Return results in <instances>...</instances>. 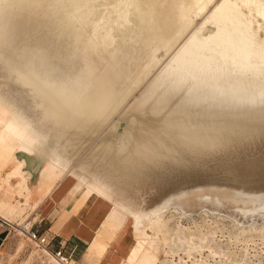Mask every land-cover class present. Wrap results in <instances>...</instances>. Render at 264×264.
I'll return each mask as SVG.
<instances>
[{"label": "rangeland", "instance_id": "obj_1", "mask_svg": "<svg viewBox=\"0 0 264 264\" xmlns=\"http://www.w3.org/2000/svg\"><path fill=\"white\" fill-rule=\"evenodd\" d=\"M229 1L242 13L238 19L220 22V27L226 24L233 35L222 32L218 40L225 42L221 47L209 43L214 51L207 54L219 58L223 68L244 67L246 63L239 61L238 55L236 61L233 56L224 61L220 54L229 47L228 42L237 40V34L244 33L251 52L249 61H244L249 62L250 69L239 83L244 86L217 106L212 105L214 101L207 91L187 97L184 103L178 99L180 94H173L146 115V119L162 118V125L152 129L160 141L156 143L158 151L151 155L165 160L163 168L145 164L147 157L120 162L95 151L105 134L126 129L128 121L122 117L123 112L159 77L197 30L201 29L204 38L217 32V25L206 23V19L214 12H229L227 8L219 9L223 0H200L198 4L196 0L0 1V60L5 52L9 53L0 65V95L6 101L2 103L4 111L0 109V264H57L51 262V256L58 255L48 247V239L28 219L49 184L55 186L65 176L67 180L73 177L69 187L72 194L81 195L89 179L97 181L128 214L124 220H117L105 202L96 198L106 210L105 218L82 260L65 255L70 264H102L113 244L115 261L110 264H136L138 260H131V253L140 247L138 243H142L141 252H147L146 264H264V15L256 12L250 0ZM237 21L243 22L238 32L234 30ZM99 40L104 41L97 43ZM92 43L95 47L90 62L104 67L97 71H108L110 79L127 74L136 78L155 56L158 61L140 83L133 85L128 100L95 138L76 139L65 146L70 152V165L59 179L45 184L43 179L49 178L45 176V159L27 144L22 147L43 163L36 184L38 197L32 200L35 190L28 185L24 165L19 173L11 174L18 167L15 151L20 145L6 131L13 113L8 101L24 112L29 101L25 87L10 78L5 67L10 64L16 69L23 62L40 61L48 64L45 72L55 70L68 79L82 72L85 61L80 48ZM235 45L231 47L238 51L240 45ZM77 51L78 55L69 57ZM172 82L162 81V93H167ZM210 102L211 118L197 122L194 113L190 115L192 109L200 110ZM255 114L259 115L257 119ZM40 119L35 120L38 127L44 125ZM22 131L24 135L25 129ZM57 131L53 130L51 137ZM220 148L223 153L217 152ZM17 154L22 156V150ZM240 158L254 164L250 175L242 179L235 176L228 163ZM24 224L30 226L27 231Z\"/></svg>", "mask_w": 264, "mask_h": 264}, {"label": "bare ground", "instance_id": "obj_2", "mask_svg": "<svg viewBox=\"0 0 264 264\" xmlns=\"http://www.w3.org/2000/svg\"><path fill=\"white\" fill-rule=\"evenodd\" d=\"M0 1L7 2L8 0ZM248 1L249 0H247V2ZM250 1L253 3L256 12L264 15V0ZM199 2L200 0H196V4ZM203 7L204 6L201 8ZM221 7L229 9V12H225L222 15L214 12L206 19V23L212 22L217 25V32L204 38L202 37L203 33L201 29L197 30L191 38L182 45L180 50L172 56L173 58L171 61L159 73V77L144 90L140 98L130 104L123 112L122 117L128 121L126 129L122 133H118L116 129L111 133L105 134L96 148V153L103 152L108 160L120 162L124 159L135 161L147 157L152 153L154 154L158 151V145H156V143L160 141V139H158V136L152 129L162 125V118L159 116L158 119L153 120L146 119L145 117L154 110V108H158V104L163 102L166 97L173 94H180L181 96H179L178 99L184 103L187 97H193L199 95L203 91H207L208 95L214 101L212 105L217 106L220 100L231 99L234 92L239 89V86H244V83L243 85H239V83H242L243 79H241V77L244 76V72L250 69L249 65H247L249 62L244 61H247L251 54L248 46V37L244 33L241 32L237 34V40L235 42H228L229 47L220 51L224 61H226L229 56H233L234 61H236L235 55H238L239 61L244 64L246 63L244 67L235 68L234 70L223 68L219 62V58L207 54L208 51H214L209 43L216 42L221 47V44L225 42V40H218L222 32H225L228 36L233 35V32L231 33L228 31L226 24H223L221 28L220 22L238 19L239 15L242 13L236 4L231 3L229 0H223L219 9ZM118 17L120 16L118 15ZM216 18H218V20H216ZM242 26L243 22L237 21L234 30L238 32L241 30ZM103 41L104 40H99L97 43ZM235 44L240 45L238 51L233 50L231 47L233 45L236 46ZM94 47L95 44L92 43L84 49L82 47L80 48V53L85 61L80 70L82 72L68 79L63 76V73L58 74L55 70H52V72H45L48 64L40 63V61L30 60L25 63L23 62L22 65L20 63L22 67L18 64L16 69L11 68L10 64L5 67V70L7 68V75L25 87V95L29 101V105L25 108V112L14 103L10 104L8 101L7 104L12 108L13 113L8 120L6 131L12 136V141L17 139V143L20 147L27 144L30 150H37L38 154L45 159V176L49 177L43 179L45 184L52 182L50 179H59L65 169L70 165V152L66 150L67 148L65 146H70L71 142H79L83 139L87 141L95 138L111 117L117 113L120 107L128 100V97L133 92V85L140 83L151 72L153 66L158 61L157 56H155V59L151 61L147 65V68L143 70L142 74L136 78L127 74L123 77L119 75L116 77L113 76L114 78L112 79L111 77L110 79V77L107 76L108 71L104 74H100V71H97L99 69L102 71L104 67L100 68V66H97L98 64L96 65V63L90 62L93 58L94 52L92 51ZM8 54V52H5L2 55L3 59H1L2 61L0 60V65L3 64V60L7 58ZM78 54V51L75 53L72 52L69 57ZM110 54L113 53L110 52ZM110 54L109 56H111ZM241 54L243 55L242 58L240 57ZM117 55L119 56V54ZM106 59L107 58L104 60ZM35 65L38 66L36 67ZM170 79L173 81V84L169 86L170 89L167 93H162L161 89L164 87L161 85L162 81ZM159 85L161 86L158 87ZM193 90L195 93H192ZM261 90L263 91L261 98H264V85L261 87ZM161 94L163 95L161 96ZM0 97V109L4 111L5 105L2 103H6V101L2 95H0ZM146 100L148 102L143 104ZM207 100H209V98H207ZM211 102L208 105L206 104L207 106L204 105L200 110L192 109L193 111L190 115L194 113L193 115L196 117L197 122L210 119ZM235 103L236 102H234V104ZM214 106L213 108H215ZM224 106L225 105L222 107L225 108L227 112V106ZM241 106L240 108H242ZM231 107L233 108L234 106ZM243 109L245 108L243 107ZM254 116L252 115L254 119L259 117L258 114ZM38 117L44 121V125L41 127L35 124V120ZM214 118H217V114L214 115ZM0 120H2L1 117ZM20 124L24 127L21 128ZM244 127L247 129L248 125ZM23 129H25L24 135L22 134ZM53 130H58L54 133L55 137H51V132ZM64 150L68 153L63 152ZM15 159L17 160L18 167L11 174L19 173L23 165V161L17 157H15ZM23 181H25V178ZM68 182L69 186H71L73 177L70 176ZM52 184L53 182L49 184V187L47 186L48 184L46 185L48 187L46 188L47 193L53 189L54 186ZM87 184L88 186H86L82 191L83 193L80 195L81 198L94 196L96 199L99 197L100 200L105 202V207L111 210L113 218L117 220H124L128 216L127 212L118 203L113 201L110 193L103 191L101 185L97 181L89 179ZM20 185L21 187L25 186L23 182H20ZM117 214H120V216ZM29 225H25L26 231L29 229ZM138 245L140 247L131 253V260L137 259L138 262L136 264H146L148 260L147 252H141L142 243H138ZM91 248L92 245L89 249ZM57 257L51 256V262H56L57 264H70V260L64 257H58L61 259L59 260Z\"/></svg>", "mask_w": 264, "mask_h": 264}, {"label": "crops", "instance_id": "obj_3", "mask_svg": "<svg viewBox=\"0 0 264 264\" xmlns=\"http://www.w3.org/2000/svg\"><path fill=\"white\" fill-rule=\"evenodd\" d=\"M20 150H22V156L19 157L17 152ZM15 155L23 161L28 185L31 190H35L32 196L34 200L38 197L36 184L43 163L37 155L27 153L22 147L16 149ZM69 187L67 176H65L41 198L31 211L28 220L35 229L45 235L48 239V247L52 251L61 249L64 255L80 261L96 237L106 210L97 203L94 196L81 198L79 192L72 194ZM114 247L113 244L109 248L107 255L102 259V264L115 261Z\"/></svg>", "mask_w": 264, "mask_h": 264}, {"label": "snow or ice", "instance_id": "obj_4", "mask_svg": "<svg viewBox=\"0 0 264 264\" xmlns=\"http://www.w3.org/2000/svg\"><path fill=\"white\" fill-rule=\"evenodd\" d=\"M223 151L224 149L222 148L217 149L218 153H223ZM144 163L155 168H163L166 162L157 155H149L145 159ZM228 163L235 176L241 179L250 175L251 170L254 167V164L251 160L244 158L231 160Z\"/></svg>", "mask_w": 264, "mask_h": 264}, {"label": "built area", "instance_id": "obj_5", "mask_svg": "<svg viewBox=\"0 0 264 264\" xmlns=\"http://www.w3.org/2000/svg\"><path fill=\"white\" fill-rule=\"evenodd\" d=\"M56 255L64 257L65 259H67V257L62 253L61 249H58L57 251H55Z\"/></svg>", "mask_w": 264, "mask_h": 264}, {"label": "water", "instance_id": "obj_6", "mask_svg": "<svg viewBox=\"0 0 264 264\" xmlns=\"http://www.w3.org/2000/svg\"><path fill=\"white\" fill-rule=\"evenodd\" d=\"M53 32H50L49 34H52ZM53 39V38H52ZM55 39V38H54Z\"/></svg>", "mask_w": 264, "mask_h": 264}]
</instances>
